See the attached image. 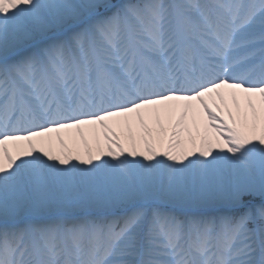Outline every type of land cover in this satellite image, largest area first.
<instances>
[{"label": "snow or ice", "instance_id": "1", "mask_svg": "<svg viewBox=\"0 0 264 264\" xmlns=\"http://www.w3.org/2000/svg\"><path fill=\"white\" fill-rule=\"evenodd\" d=\"M0 264H264V0H0Z\"/></svg>", "mask_w": 264, "mask_h": 264}]
</instances>
